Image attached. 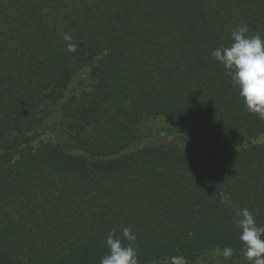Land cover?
<instances>
[{
	"label": "trees",
	"instance_id": "16d2710c",
	"mask_svg": "<svg viewBox=\"0 0 264 264\" xmlns=\"http://www.w3.org/2000/svg\"><path fill=\"white\" fill-rule=\"evenodd\" d=\"M242 24L264 37V0H0V264H100L125 227L140 264L225 247L248 264L235 208L264 225V120L211 55ZM73 60L94 63L87 97L62 103L68 143L34 146L22 125L62 99ZM154 117L232 149L133 146Z\"/></svg>",
	"mask_w": 264,
	"mask_h": 264
},
{
	"label": "clouds",
	"instance_id": "9594fccd",
	"mask_svg": "<svg viewBox=\"0 0 264 264\" xmlns=\"http://www.w3.org/2000/svg\"><path fill=\"white\" fill-rule=\"evenodd\" d=\"M248 33L246 24L238 25L230 33V42L215 48L211 55L237 87L246 111L264 120V37L259 33ZM65 39L70 37L65 36ZM68 50L75 51L76 45L70 44ZM219 196L221 204L232 205L227 193L220 191ZM235 216L243 255L248 264H264V225L256 223L255 215L248 208L236 207ZM122 236L123 240L116 236L114 229L109 231L106 238L108 251L101 256L100 264H140L135 246L136 234L125 227ZM234 251L232 247L223 248V259L231 260ZM159 264H185V258L182 255L169 256Z\"/></svg>",
	"mask_w": 264,
	"mask_h": 264
},
{
	"label": "rangeland",
	"instance_id": "374dc122",
	"mask_svg": "<svg viewBox=\"0 0 264 264\" xmlns=\"http://www.w3.org/2000/svg\"><path fill=\"white\" fill-rule=\"evenodd\" d=\"M92 63H83L79 60L71 62L72 77L68 88L63 92L60 101L53 104H45L38 108L30 119H27L21 129V134L33 136L32 144L39 145L41 142L48 141L49 136L55 134L58 144L65 145L70 137V130L67 127L68 115L65 114L63 101L68 105L86 98L91 89L92 80L89 70ZM136 141L133 146L163 145L173 147L181 152H191L200 150L205 153L229 152V146H217L199 140H191L176 130L175 126L163 117L145 118L136 128ZM13 137H9L11 142ZM259 137L255 142L262 141ZM185 264H225L222 252L219 249L206 250L198 254L191 262Z\"/></svg>",
	"mask_w": 264,
	"mask_h": 264
}]
</instances>
